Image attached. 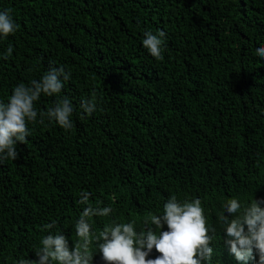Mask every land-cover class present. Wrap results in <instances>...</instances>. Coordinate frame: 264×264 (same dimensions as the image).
Returning <instances> with one entry per match:
<instances>
[{
	"label": "trees",
	"instance_id": "obj_1",
	"mask_svg": "<svg viewBox=\"0 0 264 264\" xmlns=\"http://www.w3.org/2000/svg\"><path fill=\"white\" fill-rule=\"evenodd\" d=\"M5 10L19 27L0 37V102L50 67L71 78L34 102L27 143L0 164V264L36 260L58 232L71 250L88 206L113 209L90 218L97 234L114 223L143 230L173 195L201 200L216 229L211 264H237L218 213L232 198L264 200V0H0ZM145 31L166 34L163 60L143 46ZM93 90L97 110L85 115ZM63 97L72 129L40 123ZM92 251L93 264H105Z\"/></svg>",
	"mask_w": 264,
	"mask_h": 264
},
{
	"label": "clouds",
	"instance_id": "obj_2",
	"mask_svg": "<svg viewBox=\"0 0 264 264\" xmlns=\"http://www.w3.org/2000/svg\"><path fill=\"white\" fill-rule=\"evenodd\" d=\"M10 10L0 11V37L7 38L18 30ZM160 31L154 35L144 32L143 46L157 60H163L164 37ZM13 48L9 46L3 58L7 60ZM256 54L264 59V46L256 49ZM71 74L63 66L50 67L43 77L32 80L30 86L21 83L12 91L7 103L0 102V164L7 160H16V145L27 143L30 135L27 122H35L37 110L34 107L41 94L52 96L59 94ZM85 115L97 110L96 92L92 98L81 102ZM74 111L68 97L56 101L55 106L40 113V123L45 118L55 121L61 128L70 130V119ZM90 193L81 192L78 203L87 205ZM199 198L179 201L171 196L163 206V213H149L143 230L135 229L134 222L114 223L103 228L98 234L92 231L90 218L109 216L111 207L84 209L75 225L77 240L69 249L68 239L61 233L49 234L41 240L36 251V260L21 259L18 264H93V245L101 254L105 264H211L213 248L210 246L216 229L210 227L204 215ZM264 200L252 199L241 202L232 198L222 206L218 221L224 226L226 238L223 244L234 256L237 264H249L258 257L256 264H264ZM228 215L225 216L224 213ZM152 227H148V224ZM166 231H161L164 226ZM143 226V225H142ZM52 221L43 226V230L56 228ZM155 249L159 255L155 259L147 257Z\"/></svg>",
	"mask_w": 264,
	"mask_h": 264
}]
</instances>
